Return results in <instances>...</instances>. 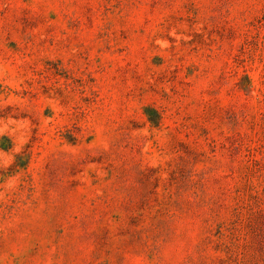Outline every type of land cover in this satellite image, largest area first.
I'll use <instances>...</instances> for the list:
<instances>
[{
  "label": "rangeland",
  "instance_id": "374dc122",
  "mask_svg": "<svg viewBox=\"0 0 264 264\" xmlns=\"http://www.w3.org/2000/svg\"><path fill=\"white\" fill-rule=\"evenodd\" d=\"M0 264H264V0H0Z\"/></svg>",
  "mask_w": 264,
  "mask_h": 264
}]
</instances>
